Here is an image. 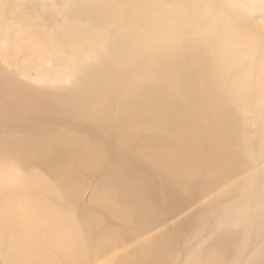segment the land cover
Listing matches in <instances>:
<instances>
[{
	"label": "bare ground",
	"instance_id": "1",
	"mask_svg": "<svg viewBox=\"0 0 264 264\" xmlns=\"http://www.w3.org/2000/svg\"><path fill=\"white\" fill-rule=\"evenodd\" d=\"M22 1L0 0V55L77 66L55 89L0 71V264L95 262L151 235L113 264H264V33L251 18L264 22V0ZM249 158L262 173L160 231L249 175Z\"/></svg>",
	"mask_w": 264,
	"mask_h": 264
},
{
	"label": "rangeland",
	"instance_id": "2",
	"mask_svg": "<svg viewBox=\"0 0 264 264\" xmlns=\"http://www.w3.org/2000/svg\"><path fill=\"white\" fill-rule=\"evenodd\" d=\"M32 0H23L22 3V7L26 10V11H30L32 9ZM35 8V7H34ZM8 19L9 21H17L18 19V13L17 10L12 9L8 12ZM252 20L254 23L259 24L261 31L264 33V22L261 21L260 15L258 14H254L252 15ZM60 17L59 15H54L52 17V19L50 20H38L35 22V27H38L41 29V31H48L51 30L52 27L59 23L60 21ZM23 30L26 29V24H23ZM83 27L84 30L89 33L93 30V26L90 23H83ZM11 53L7 54V57L10 55ZM5 55L1 56L0 55V71L3 74V76L9 80H13L15 78H18L21 80L22 83H24L25 85H30V86H35V87H46L48 89H55L56 87V77L54 75H62V79H60L63 83V85L65 87H71L75 84L74 82V78L72 77H67L64 75L66 74L65 71H68L70 69H73L72 67L75 68L76 65V61L74 60L73 57H70L68 55H64L62 58H58V59H50V60H46L43 64H41L40 66H36L34 65V60H36V56H28L25 52L20 53L18 56H16L14 59V62L12 64H8L7 63V58ZM85 62V61H84ZM52 76L51 78L48 79V77ZM42 80H47V85H42L40 83V81ZM46 84V83H44ZM52 91V90H51ZM59 130H62V128L60 127ZM250 162H251V171L248 173L249 175L245 176V177H241L240 179L236 180V181H232L230 184L227 185V187H225L224 189L220 190L219 192H217L216 194H214L210 199L206 198L203 199L202 201H200L194 208H192L190 211H188L187 213L181 215L180 217H178L177 219L173 220V221H169L167 222L160 231H168L169 229H171L173 226L179 224L186 216H188V214H190L191 212L201 208L202 206L206 205L207 203H209L210 201L214 200L215 198L223 195L226 191H230L231 189H236L239 184L245 179L248 178L249 176H253L259 173H262V165H260L259 162H257L255 159H251L249 158ZM255 180L258 181H263V178H255ZM101 181V176H97L95 179H92L90 181H86L85 186L83 188V191L80 194V198H79V202H78V210L75 213L74 216V221L79 223L80 221H82L83 217H84V209L87 208L90 203L93 200V197L95 196V192H96V186L97 183ZM105 209L103 206H99L96 208V211L92 214V216L95 217H102V215L104 214ZM159 231V232H160ZM77 234H80V230H76ZM152 237L149 236L146 239H140V240H135L133 242L127 243L125 244L122 248L116 249L110 253L105 254L104 252H102L101 250H99L98 252L92 248H89L86 251V255H88L87 257L93 256L94 254H96V261L95 262H91L89 261V258H86L84 260H82L79 264H113L114 261L120 257H123L127 254H132L135 253L137 251V249H139V247H141L144 243H146V241H148L150 238ZM192 237L187 238L182 246H181V251L187 252V251H191L194 250L195 247V242L194 240H191ZM107 242V241H105ZM182 254V253H181ZM175 264H203L201 262H199V260L196 259V255L193 256V258L191 259V261L187 262L186 259L182 256L176 259Z\"/></svg>",
	"mask_w": 264,
	"mask_h": 264
}]
</instances>
